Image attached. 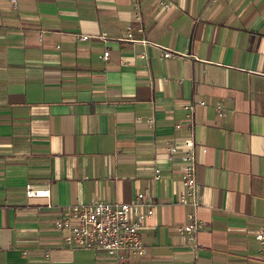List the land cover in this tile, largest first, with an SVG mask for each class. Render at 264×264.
Returning a JSON list of instances; mask_svg holds the SVG:
<instances>
[{
    "label": "crops",
    "instance_id": "1",
    "mask_svg": "<svg viewBox=\"0 0 264 264\" xmlns=\"http://www.w3.org/2000/svg\"><path fill=\"white\" fill-rule=\"evenodd\" d=\"M15 1L0 0V264H120L55 221L139 193L154 213L123 264H264V0ZM191 135L197 207L166 151Z\"/></svg>",
    "mask_w": 264,
    "mask_h": 264
},
{
    "label": "built area",
    "instance_id": "2",
    "mask_svg": "<svg viewBox=\"0 0 264 264\" xmlns=\"http://www.w3.org/2000/svg\"><path fill=\"white\" fill-rule=\"evenodd\" d=\"M16 4V1L13 0ZM161 4L170 9L171 4L162 2ZM127 38L133 39V29L128 27ZM89 36H78V40L85 42ZM176 54L172 52L163 53L164 58H170ZM109 52L104 53L102 58L108 60ZM145 59L146 55L141 54ZM205 105L204 103H201ZM220 116L224 113L218 107ZM150 123L153 120L149 121ZM177 129L181 125H176ZM166 151L169 159L180 157L182 161V182L186 189L181 197V202L192 207L200 205V194L196 178V143L193 136H189L182 141L181 145L167 143ZM155 178H160V171H155ZM26 195L33 197H49V189H35L31 184L26 186ZM154 213V204L148 200L144 193H139L132 202H112L105 200H94L87 204H72L64 208L61 215L55 221L58 230L64 232V241L78 248L94 249L107 253L115 257L120 264L126 261V254H142L145 246L141 237V228L146 220ZM190 221L179 227L181 233L186 234L191 240L195 239L196 233L201 229L193 212L189 214ZM259 242V256L264 260V226L256 234Z\"/></svg>",
    "mask_w": 264,
    "mask_h": 264
}]
</instances>
